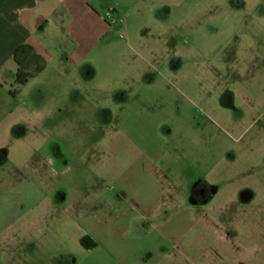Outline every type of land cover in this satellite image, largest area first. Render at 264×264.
Masks as SVG:
<instances>
[{
    "label": "rangeland",
    "instance_id": "rangeland-1",
    "mask_svg": "<svg viewBox=\"0 0 264 264\" xmlns=\"http://www.w3.org/2000/svg\"><path fill=\"white\" fill-rule=\"evenodd\" d=\"M244 10L264 14V1H250ZM243 19L250 23L251 12ZM138 35L144 43L133 45L148 62H138L137 54L117 37L111 45L97 47L89 62L75 70H59L53 63L21 86L0 75V234L6 235L0 241V264H16L11 260L12 219L23 206L43 199L49 180L44 175L53 159L63 168L60 154L72 159L71 168L53 186L66 191L69 201L83 198L79 206L110 208L115 219L120 214V219H129L134 211L121 213L128 208L129 194L94 192L107 191V175L126 184L124 174L152 168L145 155L156 154L163 156L157 169L179 174L185 200L182 190H190L197 179L219 188L206 207L196 209L197 215L206 209L210 216V211L221 221L222 233L233 238L254 234L264 239V96L235 93L241 85L262 90L264 79L242 82L220 75L243 72L251 79L250 40L234 33L225 40L212 32L193 43L187 41L186 28L144 31L132 38ZM260 46L264 71L263 38ZM177 69L178 76H173ZM139 72L142 80L135 75ZM224 85L233 90L232 96L225 95ZM135 92L140 102L134 105L141 108L122 112L120 124L113 127L112 116L120 106L126 108ZM140 118L148 122L143 129L138 128ZM131 137L146 141L131 145ZM51 232L65 237L58 229ZM24 259L20 264H28Z\"/></svg>",
    "mask_w": 264,
    "mask_h": 264
},
{
    "label": "crops",
    "instance_id": "crops-1",
    "mask_svg": "<svg viewBox=\"0 0 264 264\" xmlns=\"http://www.w3.org/2000/svg\"><path fill=\"white\" fill-rule=\"evenodd\" d=\"M250 1L258 0H0V75L16 81L22 71L33 78L46 73L53 63L59 70L68 66L75 70L89 62L97 47L111 45L117 37L137 54L138 62H148L133 45L141 47L145 39L143 35L132 38L134 33L186 28L187 41L193 43L206 40L212 32H220L225 40L231 33L250 40L254 74L250 79L242 72L236 78L258 83L264 79L260 64L264 14L244 10ZM249 12L250 23L243 19ZM178 73L179 69L172 75ZM135 75L141 80L144 76ZM242 86L241 96H264V89ZM145 157L155 164L152 168L124 174L126 184L107 175V191L94 192L129 194L130 199L125 197L128 208L121 213H135L127 220L120 219L121 214L115 219L110 208L79 206L83 198L69 201L68 193L59 191L52 181L69 171L72 159L60 155L61 169L55 167L54 158L52 169L44 175L49 180L43 185V199L23 206L12 219V262L20 264L25 257L28 264H264V239L222 233L221 221L210 211V216L206 209L197 215L196 209L207 203L192 200L185 188L182 192L188 200L180 197L183 184L177 172L157 169L163 156ZM99 195L98 199L105 197ZM54 229L65 237L58 238ZM5 239L0 234L2 243Z\"/></svg>",
    "mask_w": 264,
    "mask_h": 264
},
{
    "label": "flooded vegetation",
    "instance_id": "flooded-vegetation-1",
    "mask_svg": "<svg viewBox=\"0 0 264 264\" xmlns=\"http://www.w3.org/2000/svg\"><path fill=\"white\" fill-rule=\"evenodd\" d=\"M222 75L221 78H224L223 76H226L225 80L229 79V78H233V77H236V73H231V74H226L225 72L223 74H220ZM224 91L226 92V96L230 97L232 96L233 94V90L231 89H226V86L224 85ZM222 91V90H221ZM235 93H236V96H239L240 95V91L238 89L235 90ZM123 94V96L125 97L126 96V92L124 93H121ZM135 95H138L137 92L134 93V95H130L131 99H129V101L127 102V105H126V108L123 106L121 107L120 106V109L119 111H116L114 116H112V119H111V125L114 126H118L120 124V116L122 115V112H126V113H135L137 111L135 110H139L138 108H141V107H136L134 104L137 102H140V101H137V99L135 98L136 96ZM128 96V95H127ZM142 111V109H141ZM153 112V111H152ZM141 119V118H140ZM147 120L145 119H141L139 121L140 124H138V128L139 129H143L145 128V124H147L148 122H146ZM118 124V125H117ZM110 125V124H109ZM146 140L145 139H137V138H129L128 139V142L129 144L131 145H137V146H140V145H143ZM147 154V153H145ZM62 155V154H60ZM99 155V154H97ZM97 155H92V156H97ZM55 167L56 168H60L57 164H55ZM218 187L215 186L214 184L212 183H208L206 181H203L202 179H197L195 180L191 187H190V191H189V196L192 200L196 201L197 203H200V204H203V203H210L211 200L215 197V195L217 194L218 192Z\"/></svg>",
    "mask_w": 264,
    "mask_h": 264
},
{
    "label": "trees",
    "instance_id": "trees-1",
    "mask_svg": "<svg viewBox=\"0 0 264 264\" xmlns=\"http://www.w3.org/2000/svg\"><path fill=\"white\" fill-rule=\"evenodd\" d=\"M24 48H21L20 51H22ZM32 75L31 74H28V73H25V72H22L20 71L19 74L17 75V79H16V82L19 84V85H23L25 84L28 79L31 77ZM86 240V237H84L82 239V242L84 243V241Z\"/></svg>",
    "mask_w": 264,
    "mask_h": 264
},
{
    "label": "built area",
    "instance_id": "built-area-1",
    "mask_svg": "<svg viewBox=\"0 0 264 264\" xmlns=\"http://www.w3.org/2000/svg\"><path fill=\"white\" fill-rule=\"evenodd\" d=\"M113 8L110 9L109 14L112 15ZM113 20V19H112ZM114 21V20H113Z\"/></svg>",
    "mask_w": 264,
    "mask_h": 264
}]
</instances>
